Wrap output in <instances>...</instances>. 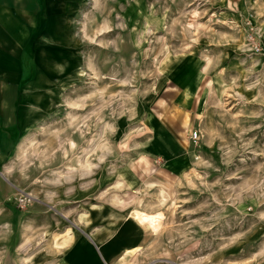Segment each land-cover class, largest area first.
<instances>
[{"label":"rangeland","instance_id":"rangeland-1","mask_svg":"<svg viewBox=\"0 0 264 264\" xmlns=\"http://www.w3.org/2000/svg\"><path fill=\"white\" fill-rule=\"evenodd\" d=\"M60 2L65 51L17 190L117 207L106 252L140 246L105 264H264V0ZM172 78L193 99L179 149L156 121Z\"/></svg>","mask_w":264,"mask_h":264},{"label":"crops","instance_id":"crops-1","mask_svg":"<svg viewBox=\"0 0 264 264\" xmlns=\"http://www.w3.org/2000/svg\"><path fill=\"white\" fill-rule=\"evenodd\" d=\"M57 1L46 0L42 9L38 0H0V264H105L140 246L132 241L131 233L122 252L111 257L106 252L120 225L129 221L118 217L117 207L109 203L100 205L96 199L84 209L82 204L89 202H84L79 191L70 199L57 201L51 194L38 199L30 191L17 190L23 148L31 144L34 131L49 112L52 93L48 85L58 64L53 58L65 51L64 33L53 36L58 30L52 27H67L63 17L69 11L59 5L62 0ZM42 12L44 18L38 22ZM53 15L60 19L53 23ZM164 87L157 127L179 149L191 127L187 108L193 99L174 78ZM174 153H162L171 171L175 169L170 165L185 159L179 153L175 158ZM20 192L32 197L22 208L16 204Z\"/></svg>","mask_w":264,"mask_h":264},{"label":"built area","instance_id":"built-area-1","mask_svg":"<svg viewBox=\"0 0 264 264\" xmlns=\"http://www.w3.org/2000/svg\"><path fill=\"white\" fill-rule=\"evenodd\" d=\"M190 139L193 142H196L198 139V132L193 131L190 135ZM31 199H32V197L28 193L20 192V194L16 198V204L19 208H22V207L26 206Z\"/></svg>","mask_w":264,"mask_h":264},{"label":"bare ground","instance_id":"bare-ground-1","mask_svg":"<svg viewBox=\"0 0 264 264\" xmlns=\"http://www.w3.org/2000/svg\"><path fill=\"white\" fill-rule=\"evenodd\" d=\"M30 138V137H29ZM29 142V141H28ZM26 145V144H25ZM163 191V190H162ZM165 197V196H164ZM139 249V247H136V248H134V249H132V250H129V254L130 255H132L131 254V251H133V252H135L136 250H138ZM127 252H125L124 254H122V256H121V258L120 259H122L123 260V258L128 254ZM130 259V258H129Z\"/></svg>","mask_w":264,"mask_h":264}]
</instances>
